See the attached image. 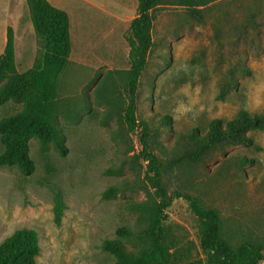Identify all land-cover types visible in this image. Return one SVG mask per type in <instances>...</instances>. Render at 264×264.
Returning a JSON list of instances; mask_svg holds the SVG:
<instances>
[{
  "label": "rangeland",
  "instance_id": "rangeland-1",
  "mask_svg": "<svg viewBox=\"0 0 264 264\" xmlns=\"http://www.w3.org/2000/svg\"><path fill=\"white\" fill-rule=\"evenodd\" d=\"M46 1L68 17L70 54L56 92L66 153L52 145L42 152L30 139V175L0 167V246L15 232L32 230L37 264H111L114 257L101 246L120 227L130 230L122 239L128 250L149 246L150 212L158 200L140 157V128L129 132L122 119L128 105L126 38L137 0ZM251 1L170 0L158 6L152 13L154 45L137 88L136 119L147 125L151 150L167 167L162 171L167 192L188 193L216 210L221 236L232 246L264 242V130L247 133L252 146L226 150V156L252 160L241 176H229L221 159L176 164L177 137L192 129L204 134L210 121L225 122L240 112L264 117V42L257 51V41L247 46V38L238 40L217 19ZM193 9L203 13L194 16ZM8 28L15 68L25 73L44 55L26 0H0V55ZM20 108L11 101L0 105V119ZM164 117H170L168 125ZM110 187L114 197L104 199ZM162 222L177 247L188 249L190 258H204L199 222L184 200H174Z\"/></svg>",
  "mask_w": 264,
  "mask_h": 264
},
{
  "label": "trees",
  "instance_id": "trees-1",
  "mask_svg": "<svg viewBox=\"0 0 264 264\" xmlns=\"http://www.w3.org/2000/svg\"><path fill=\"white\" fill-rule=\"evenodd\" d=\"M170 0H137L136 16L130 21L126 38L129 48V69L126 73L128 105L122 113L126 129L134 132L140 128V157L146 163L145 175L154 185L157 202L151 209L149 246L136 252L127 249L122 239L130 235V230L123 226L116 230V238L103 242V251L114 257L111 264H260L264 259V242L254 243L242 241L232 246L223 239L222 223L219 213L204 207L199 199L188 193L167 192L161 163L150 147V132L145 123H138L137 88L139 80L147 64L154 45L153 11ZM219 0H208L212 3ZM30 9L32 24L36 33L44 43V55L40 63L25 73H18L15 68L12 29L6 32V44L0 55V105L11 101L21 105L19 111L0 119V167H15L24 175H30L34 163L29 157L28 142L35 139L39 149L45 152L52 145L62 156L66 153L64 136L58 124V102L56 98L57 82L68 63L70 39L68 17L65 12L51 6L46 0H26ZM204 3V2H201ZM207 3V4H208ZM202 10L193 9L195 16ZM203 19V17L197 18ZM220 24L231 28L236 38H243L247 46L251 43L259 51L264 42V0H252L245 6H232L230 10L217 17ZM238 32V33H237ZM247 51V49L245 50ZM243 74H249L246 68ZM228 86L220 90L222 99ZM170 117H164L162 124L168 125ZM250 130H264V117L238 113L225 122L214 119L209 122L206 133L200 134L197 129L181 133L177 137V145L181 151L176 164H192L201 166L219 159L229 176H241L242 168L252 160L232 154L226 156L231 147L253 145L248 136ZM167 168V167H166ZM243 180V177H241ZM243 182V181H242ZM114 188L110 187L103 195L104 199L114 197ZM184 200L199 222L200 249L203 259L190 258L191 252L176 246L168 239L162 218L172 202ZM60 208L57 211L58 222ZM39 254L37 235L32 230H21L7 238L0 246V264H37Z\"/></svg>",
  "mask_w": 264,
  "mask_h": 264
}]
</instances>
